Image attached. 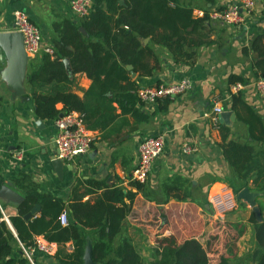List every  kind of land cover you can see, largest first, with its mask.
Segmentation results:
<instances>
[{"label": "trees", "instance_id": "trees-1", "mask_svg": "<svg viewBox=\"0 0 264 264\" xmlns=\"http://www.w3.org/2000/svg\"><path fill=\"white\" fill-rule=\"evenodd\" d=\"M92 1L88 17L53 23V54L44 52L30 63L25 102L34 104L37 117L43 121H56L62 114L76 112L88 130L100 133L102 142L117 147L125 136L149 121V116L138 108L143 103L138 95L140 84L127 67L133 66L140 77H152L161 66L152 45L166 49L177 65L195 66L199 50L214 43L210 13L217 10L220 0H125V5L120 0ZM196 10L204 11V17H196ZM148 38L150 43L144 45ZM244 52L257 55L253 76L264 78V31L256 34ZM65 59L70 62L72 75ZM77 74L91 81L83 97L73 90ZM239 83L249 85L240 76L230 78L231 86ZM59 104L63 109H58ZM232 110L249 128L250 141L261 148L228 141L230 130L221 128V148L233 171L228 186L236 194L249 188L264 196V119L247 104L242 93L232 95ZM129 117L135 124L128 121ZM126 127L130 131L124 133ZM14 184L25 201L19 204L18 215L10 218L15 232L0 211V264H30L20 244L33 247L38 236L58 244L57 254L51 257L54 264H84L89 241L93 261L98 264H232L238 257L237 243L248 229L246 223L216 220V231L205 248L197 239L204 226L197 212L202 201L193 197V184L181 176L169 178L158 189L151 188L148 181L132 182L135 193H125L121 187L94 179L79 180L68 203L40 193L27 175ZM4 185L0 175V189ZM138 194L158 205L173 200L182 204L172 212L176 218L172 221L173 233L157 239L155 246L146 247L148 255L128 236L124 226ZM92 195H96L94 201H84ZM36 205L41 207L40 214L25 220ZM64 213L68 214V225L61 223ZM248 223L253 228L255 247L239 264H264V218L258 222L252 213ZM69 244L73 245L72 251ZM36 264L43 263L36 259Z\"/></svg>", "mask_w": 264, "mask_h": 264}, {"label": "crops", "instance_id": "crops-1", "mask_svg": "<svg viewBox=\"0 0 264 264\" xmlns=\"http://www.w3.org/2000/svg\"><path fill=\"white\" fill-rule=\"evenodd\" d=\"M71 1L0 0V32L12 31L15 12L24 11L41 30L45 46L53 48V39L56 37L52 29L54 22L64 18L72 21L83 19L71 10ZM235 3L236 0H220L215 9ZM256 3V8L241 27L212 21L211 39L214 43L199 50L193 67L175 64L166 49L151 44L156 49L161 66L152 77H140L137 74L135 80L140 87L187 80L190 89L174 98L165 97L155 105L142 103L138 108L149 116V121L140 124L137 132L125 136L124 141L117 147L108 146L101 141L99 132L89 130L95 140L91 151L71 162H64L62 177L52 165L56 152V121H43V126L39 127L34 104L30 100L22 103L20 99H16L0 76V175L5 180V185L24 197L14 183L20 176L27 175L40 193L66 203L70 201L72 190L79 180L94 179L105 182L110 187H121L125 193H135L137 190L132 186L131 178L139 161L138 146L147 137H162L164 151L152 167L149 185L158 189L174 176L184 177L193 184V197L202 201L197 206V212L204 224L197 239L207 248L216 231L217 218L207 206L209 197L202 194L210 195L224 184L228 185V180L233 176L232 168L221 148V128L230 130L228 141L252 143L249 128L239 121L232 110V95L238 94L232 91V76H240L249 81V85H244L245 88L239 93H242L247 104L264 119V94L256 89L258 80L253 76V64L257 55L244 52L251 47L256 34L264 31V0H256ZM5 67V63L0 61V71ZM90 86L91 81L86 75L75 76L73 90L77 95L83 97ZM167 100L170 102L167 103ZM215 107L222 108V112L233 111L237 116L236 122L229 126L222 125L219 114L214 112ZM58 109H63V105L59 104ZM128 121L135 124L132 117ZM128 131L130 127L124 129V133ZM185 145H189L193 152L185 154ZM251 145L258 150L261 148L257 143ZM18 155L22 156L21 160L17 159ZM250 185L252 187V182ZM95 197L96 195L87 196L84 201H94ZM257 201L264 218V196L260 194ZM0 205L9 221L19 213L17 203L0 199ZM159 206L138 194L132 214L124 225L128 236L143 248L144 255H148L144 250L146 247L155 246L157 239L173 233L172 221L176 218L172 212L181 208L182 204L173 200L162 205L163 209ZM252 213V208L247 203L239 202L237 208L223 219L228 224L246 223L248 226L237 243L238 257L232 264L241 263L255 247L253 228L248 223ZM10 228L15 232L12 225ZM35 258L43 264H54L51 257L41 253H36Z\"/></svg>", "mask_w": 264, "mask_h": 264}, {"label": "built area", "instance_id": "built-area-1", "mask_svg": "<svg viewBox=\"0 0 264 264\" xmlns=\"http://www.w3.org/2000/svg\"><path fill=\"white\" fill-rule=\"evenodd\" d=\"M256 0H236L235 4L224 7L223 10L217 9L210 13L211 21L222 22L229 26L241 27L245 24L247 18L256 8ZM71 10L80 18H86L93 10L92 0H72L70 3ZM204 11H195L198 18L204 17ZM12 31L20 32L25 37V47L28 55L32 60L36 59L42 53L53 54L52 47H46L44 44L41 30L29 19L24 11H16L14 14V27ZM256 89L264 94V79H260L255 84ZM243 84H237L232 87L234 93H239L244 89ZM190 89V83L184 80L180 83L162 84L154 87L141 88L138 92L143 103L155 105L165 97H175L181 95ZM214 112L222 113V108L215 107ZM57 132L54 142L59 150V158L63 162H71L79 156L87 155L94 143V136L86 128L83 117L71 112L63 115L56 120ZM164 140L162 137H147L143 139L138 146V165L133 171L132 181L146 183L149 179L152 167L155 161L164 151ZM183 152L189 154L193 149L189 145L183 147ZM23 155V154H21ZM18 155L17 159L21 160L22 156ZM210 205L213 209L214 216L224 219L227 214L234 211L238 206L237 195L227 186H222L209 196ZM0 211L3 214V220L11 226L9 219L5 216L4 210L0 205ZM68 214L61 216L62 225H68ZM24 257L30 264H36V253H41L46 257H54L59 246L56 243L46 240L43 236L35 238L33 247H25L20 244ZM70 251L73 245L68 246Z\"/></svg>", "mask_w": 264, "mask_h": 264}, {"label": "water", "instance_id": "water-1", "mask_svg": "<svg viewBox=\"0 0 264 264\" xmlns=\"http://www.w3.org/2000/svg\"><path fill=\"white\" fill-rule=\"evenodd\" d=\"M120 4L125 5V0H120ZM81 32L84 35L87 34L86 30L83 28H81ZM149 42L150 38L145 39L144 45L149 44ZM69 49L73 50L72 48ZM0 61L6 65V67L0 71V76L3 83L7 85L8 90L16 99H20L22 103H24L27 99V90L25 84L32 58L26 51L25 37L22 33L17 31L0 32ZM64 64L66 65L68 72L72 75V69L69 60L65 59ZM127 69L131 72L132 78L135 79L137 74L134 71L133 66L130 65L127 67ZM62 116L63 114L60 117ZM218 118L222 125L229 126L236 122L237 116L233 111L228 110L220 113ZM37 125L42 127L43 120L38 119ZM55 146L56 152L55 157L52 160V165L56 173L62 177L65 164L58 156L59 150L56 143ZM69 168L71 169V167ZM258 197V193H253L248 188H245L237 194V201L247 203L252 208L257 221L262 222L263 217L257 201ZM0 199L17 204H21L25 201L24 197L7 185H4L0 189ZM207 206L210 208V205ZM159 208L163 209V206L160 205ZM40 212V205H36L33 210L25 216V220H31ZM84 264H98L93 261V247L91 241L88 242L85 249Z\"/></svg>", "mask_w": 264, "mask_h": 264}, {"label": "rangeland", "instance_id": "rangeland-1", "mask_svg": "<svg viewBox=\"0 0 264 264\" xmlns=\"http://www.w3.org/2000/svg\"><path fill=\"white\" fill-rule=\"evenodd\" d=\"M253 12V11H252ZM252 14V13H251ZM223 186H227V187H229L227 184H224ZM222 187V186H221ZM203 195H205L206 196V198H208L210 195H209V193H207V194H202V196ZM208 205H210V201H209V198H208ZM202 208H204V204L202 205ZM210 208L212 209V207H211V205H210ZM212 211H213V209H212ZM214 213V212H213ZM219 220H221V219H219ZM223 220V219H222Z\"/></svg>", "mask_w": 264, "mask_h": 264}]
</instances>
